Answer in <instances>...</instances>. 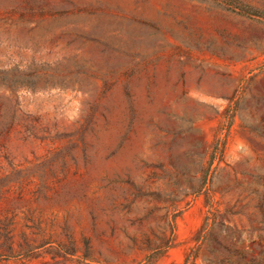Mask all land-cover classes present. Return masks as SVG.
<instances>
[{"label":"rangeland","instance_id":"1","mask_svg":"<svg viewBox=\"0 0 264 264\" xmlns=\"http://www.w3.org/2000/svg\"><path fill=\"white\" fill-rule=\"evenodd\" d=\"M195 247L264 264V0H0V264Z\"/></svg>","mask_w":264,"mask_h":264},{"label":"trees","instance_id":"2","mask_svg":"<svg viewBox=\"0 0 264 264\" xmlns=\"http://www.w3.org/2000/svg\"><path fill=\"white\" fill-rule=\"evenodd\" d=\"M239 13L243 16H249V17L256 16L255 14H250L249 12H246L244 10L239 11ZM223 154H224V145L221 144L219 146L218 143L216 142L212 150L211 159L214 160L216 155H219L218 161L220 162L223 160ZM207 175L208 174L205 173L204 177L206 178ZM209 229H210V224H208L207 222L205 223V225H203V231L205 235L208 234ZM196 241H199V238H197ZM217 245L222 246V244L219 241H217ZM208 251L213 257V259H206V261H208L210 264H231L225 258H219L220 256L218 255V250L214 249L213 247H208ZM197 259H198V253L196 247L191 248L187 253H185L182 264H197Z\"/></svg>","mask_w":264,"mask_h":264}]
</instances>
